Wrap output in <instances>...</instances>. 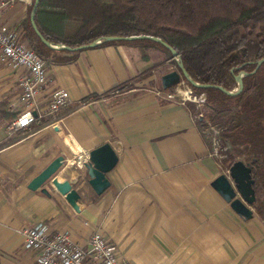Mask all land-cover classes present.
Listing matches in <instances>:
<instances>
[{
    "label": "crops",
    "instance_id": "1",
    "mask_svg": "<svg viewBox=\"0 0 264 264\" xmlns=\"http://www.w3.org/2000/svg\"><path fill=\"white\" fill-rule=\"evenodd\" d=\"M32 5L0 0V23L23 37ZM154 54L121 43L81 49L69 63L49 57L39 101L65 88L71 103L55 125H34L29 134L7 130L22 108L24 69L0 62V264H39L20 232L39 222L83 246L99 231L130 264H264V219L254 206L252 218L241 217L212 187L223 169L188 103L136 87ZM105 142L119 160L99 195L76 161ZM59 155L65 162L45 184L49 194L30 189ZM65 182L79 192L75 207L57 188Z\"/></svg>",
    "mask_w": 264,
    "mask_h": 264
},
{
    "label": "trees",
    "instance_id": "2",
    "mask_svg": "<svg viewBox=\"0 0 264 264\" xmlns=\"http://www.w3.org/2000/svg\"><path fill=\"white\" fill-rule=\"evenodd\" d=\"M32 7L23 22L22 39L29 48L44 60H75L81 50H56L42 42L31 23ZM35 21L49 41L70 47L109 35L159 37L181 54L192 78L203 84L234 90L236 75L247 72L237 95L195 87L182 79L194 93L206 96L198 125L203 132L207 120L220 129L222 146H228L223 166L230 168L242 160L252 167L253 206L264 219V62L253 72L264 57V0H40ZM121 43L158 46L172 56L151 39L114 40L100 46ZM188 106L193 114L199 113L194 103Z\"/></svg>",
    "mask_w": 264,
    "mask_h": 264
},
{
    "label": "built area",
    "instance_id": "3",
    "mask_svg": "<svg viewBox=\"0 0 264 264\" xmlns=\"http://www.w3.org/2000/svg\"><path fill=\"white\" fill-rule=\"evenodd\" d=\"M28 1L34 3V0ZM0 62L24 69L19 83L22 108L7 126L8 132L13 134L22 130L29 134L34 125H55L61 111L71 103L70 92L65 88L56 89L51 92L46 104L40 103L39 96L48 84V62L21 42L16 29L1 23ZM162 94L182 105L192 102L200 106L206 102L205 94L197 95L191 87L183 89L178 85L175 90L163 91ZM201 117L203 119V112L196 114V121ZM204 123L206 125L202 133L210 145V155L222 161L225 157L223 151L228 146H222L220 129L207 120ZM88 160L89 152L84 161L78 159L76 165L84 168ZM222 169L232 181L230 168L222 166ZM20 232L24 236L26 248L35 252L39 264H130L120 254L118 247L99 231L92 233L88 246L73 241L69 231L53 233L45 222L36 223Z\"/></svg>",
    "mask_w": 264,
    "mask_h": 264
},
{
    "label": "water",
    "instance_id": "4",
    "mask_svg": "<svg viewBox=\"0 0 264 264\" xmlns=\"http://www.w3.org/2000/svg\"><path fill=\"white\" fill-rule=\"evenodd\" d=\"M39 2L40 0H34L30 14L31 23L42 42L52 49L76 51L84 48L96 47L107 41L151 39L167 47L171 51L172 57L178 61V70L167 72L162 76V84L165 89H169L172 86L179 84L183 77H185L195 87H216L228 95H237L244 88L243 76L247 74V72H241L236 75L238 87L234 90H228L219 85L197 82L192 78L186 69L182 61L181 54L165 40L156 36L109 35L100 37L89 44L77 47H70L65 44H54L44 37L36 24L35 16ZM263 62L264 57L256 62V68L253 72H255ZM64 131V129H61V133ZM118 160L119 157L109 142H105L89 151V160L85 164L86 174L89 184L93 187L97 194H103L110 187L111 182L108 178V173L116 167ZM64 162L65 157L63 155L57 156L29 182L28 187L32 190L41 189L43 193L49 194L45 184L60 170ZM230 176L232 181L225 173H221L212 181L211 185L221 195V197L230 204L232 209L237 214L245 219H250L253 217L254 211L252 206L256 201L255 179L253 177L252 167L245 164L242 160L236 161L230 167ZM57 186L61 193L65 195L67 201L75 207L79 192L75 187H73V184L71 182H65L64 184Z\"/></svg>",
    "mask_w": 264,
    "mask_h": 264
},
{
    "label": "rangeland",
    "instance_id": "5",
    "mask_svg": "<svg viewBox=\"0 0 264 264\" xmlns=\"http://www.w3.org/2000/svg\"><path fill=\"white\" fill-rule=\"evenodd\" d=\"M21 42L24 45L28 46L26 40L22 39V37H21ZM151 47H152V50H154V52L156 53V54H154L153 68H152V70L147 71V73L142 74L138 77V79H137L138 86H136V87L150 88V89H155V90L157 89V90H161V91H172L171 88L165 89L163 87L162 76L167 72H170L173 70H178L179 69L178 61L176 59H174L168 52L164 51L163 49L159 48L158 46H151ZM144 55H146L148 57V52L146 54L144 53ZM46 61H48V60H46ZM133 84H134V82H133ZM178 85H180L183 89H185L186 87H190V85L183 79L181 80V82L179 84L174 85V87L172 86L173 89L175 90V88H177ZM197 95H199V94H197ZM203 107H204L203 105H200V106L196 105V108L198 109L199 113L204 112ZM217 161H218L220 167L222 168V166H223L222 161H219V160H217ZM222 173H224V171Z\"/></svg>",
    "mask_w": 264,
    "mask_h": 264
}]
</instances>
